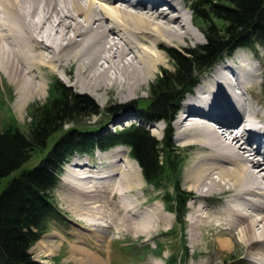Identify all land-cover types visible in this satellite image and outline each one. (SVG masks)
I'll return each mask as SVG.
<instances>
[{
	"label": "bare ground",
	"instance_id": "obj_1",
	"mask_svg": "<svg viewBox=\"0 0 264 264\" xmlns=\"http://www.w3.org/2000/svg\"><path fill=\"white\" fill-rule=\"evenodd\" d=\"M191 7L190 0H0V70L20 88L27 85L18 100L19 108L26 106L30 95L45 92L46 84L30 77L34 67H77L76 82L89 85L87 92L93 95L112 86L132 94L165 60L162 44L172 45L189 35L196 36L190 28L191 21L197 26L188 14ZM246 65L241 64L239 69L227 62L211 71L185 101L177 126L179 139L185 141L184 135L197 136L194 143H202L208 150L201 149L192 172L208 190L197 191L208 197L229 192L227 200H221L222 204L227 203L221 230L232 233V238L240 242H250L248 246L254 249L264 248V231L255 233L264 230V118L260 116L263 111L258 100L245 86L240 87L242 81L250 86L259 83V69L256 67V74L251 68L242 70ZM215 122L222 128H217ZM240 124L242 131L238 130ZM119 149V163L110 164L113 158H101V154ZM123 151L118 146L100 152L102 166L93 167L83 161L72 164L62 177L64 184L66 179H73L74 184L86 185L80 188L83 194L89 195L90 187L99 192L101 199H105L104 189L111 186L110 191L124 196L131 190L121 186L122 179L133 182L136 171L131 173L133 167L124 160ZM115 165L116 173H107L106 169ZM193 187L199 188L195 184ZM114 193H110V199L115 198ZM188 193L191 199L193 195ZM86 204L90 205L89 212H94V201ZM218 205L217 202V208ZM202 208L198 211L204 213ZM151 210L152 205L146 215ZM153 210L160 214L158 218L166 216L162 206L156 205ZM199 223L191 221L196 227ZM191 230L189 240L194 243L195 229ZM40 240L39 245L47 242L45 238ZM227 243L221 239L219 244L228 248ZM94 261L101 262L97 258Z\"/></svg>",
	"mask_w": 264,
	"mask_h": 264
},
{
	"label": "rangeland",
	"instance_id": "obj_2",
	"mask_svg": "<svg viewBox=\"0 0 264 264\" xmlns=\"http://www.w3.org/2000/svg\"><path fill=\"white\" fill-rule=\"evenodd\" d=\"M191 2L193 0L190 1V4ZM188 14L193 17L191 11ZM191 17L189 18L191 19ZM194 22L196 24L195 19ZM192 23L191 21L190 26L193 28H190L196 36L189 35L181 42H174L172 45L162 44L161 51L165 60L148 81L136 88L132 94L112 86L93 95L91 92H87L90 88L89 85L82 81L80 82L83 84L76 82L78 80L76 76L77 67H57L56 69L55 67H34V74L30 77L35 76V82L38 83L43 81L46 84L45 92L42 95L37 93L30 95L26 106L19 108L18 100L20 95L26 92L27 85L20 88L17 84L12 83L5 73L0 70V132L9 128H16L29 133L34 118L37 116L38 108L50 103L56 97L55 84L58 79L74 92L88 95L94 99L98 104V109H100L98 111H101L100 114L92 116L91 119L79 117L80 121L66 125V130L74 126L76 129L93 131L100 129L98 132H108V130L113 131L115 128L119 130L124 125L140 121L142 117L141 107L149 102L152 85L156 83L157 78L163 72L168 71L170 74L174 72L173 60L169 57L168 49L176 48L183 52L206 42V37L201 28ZM61 50L63 49L59 51ZM235 53V56L224 57L217 68L230 62L236 68L241 64L243 65V63H247L248 65L241 67L242 70L243 68L244 70L251 68L252 73L255 74L256 67L259 69L258 80L260 84L250 86V84L244 85V81H242L240 87L245 86L249 94H252L258 100L260 107H262H259L260 111H263L260 116L264 118V49L260 45H254L238 49ZM58 54L61 55V52ZM239 57L243 58L244 61H241ZM237 64L238 66H236ZM19 68L25 70L26 67ZM248 81L251 82L252 80ZM237 90L241 92L240 89L237 88ZM181 108L172 124V128L175 130L173 140L179 148L173 155L181 160V170L177 175L181 184L179 189L184 194L191 192L193 196L186 203L187 205L183 207L180 215L178 216L175 212L177 204L174 205V200H177L179 194L172 180L167 179L172 176L170 170L177 171V169L172 167L166 169L165 175H169L165 178L163 184L147 183L140 165L137 164L130 153V148L122 146L124 160L133 167L131 173L134 174V171H136L133 182L130 183L129 179H122L121 182V186L127 187L131 192L124 196L119 195L114 191H110L111 186L104 189L103 197L105 199H101L99 192L92 191L90 187L89 195L83 194L80 188L86 186L85 184L79 182L74 184L72 183L73 179H66L64 184L61 179L52 191V196L58 205L59 218L52 219L46 224L41 237V240L45 238L47 241L45 245H39V242H37L30 249V253L36 261L43 264H261V261H263L262 264H264V248H250L248 246L250 242H244L243 240L240 242L237 238H232V233L221 230V226H223L221 219L227 216L223 210L227 203L222 204L221 200H227L229 192L212 193L208 197L197 191L208 190L204 184L198 183V179L192 173L196 156L201 152V149L208 150L203 148L202 143H194L197 136L184 135L185 141L178 138L180 132L177 121L184 112V104ZM187 110L186 107V113H188ZM127 112L129 114L124 116ZM141 122L146 123L147 121L143 120ZM146 127L150 128L157 138H162L166 124L150 121V123H146ZM191 131L194 132L193 129ZM58 136L59 134L51 139L50 145L55 142L54 140ZM100 152L102 151L92 150L77 153L65 165L64 171H61V176H66L67 169L79 161L90 163L93 167L102 166L103 161L98 158ZM42 154L44 153L36 155L27 166L37 164L42 158ZM121 154L120 149L113 150L101 154V158L110 157V159H114L109 162L110 164L112 162L119 163ZM117 166H110V170L106 169L107 173H116ZM194 184L198 185L199 188H194ZM128 186L131 187L128 188ZM111 192L114 195L116 194L113 199L109 197ZM163 194H169L166 201H162ZM92 200L94 204L91 205L95 208L94 212H89L90 205L86 203H91ZM217 202L219 204L218 208L216 207ZM165 204L172 206V212H168ZM151 205L152 213L146 215V209ZM156 205L163 207V213L166 214V216H162L163 219L158 218L160 214L157 215L153 210ZM200 207H204L202 208L205 210L204 213L198 211ZM140 219L142 220L138 221ZM192 220H199V225L196 227L191 224ZM260 228L258 227V229ZM191 229H195L194 237L197 240L195 239L194 243L189 240L192 234ZM263 231L258 230L255 233L260 235ZM237 233L240 236L242 231L238 230ZM221 239L228 241V248H223L219 244ZM47 245L48 247L45 248ZM95 258L101 262L95 263ZM171 259L172 263L170 262Z\"/></svg>",
	"mask_w": 264,
	"mask_h": 264
},
{
	"label": "trees",
	"instance_id": "obj_3",
	"mask_svg": "<svg viewBox=\"0 0 264 264\" xmlns=\"http://www.w3.org/2000/svg\"><path fill=\"white\" fill-rule=\"evenodd\" d=\"M192 13L206 42L183 52L168 49L174 72L160 74L151 87L149 102L141 107L147 119L167 123L162 139L141 124L107 133L74 126L66 130V125L78 123L79 117L91 119L101 111L94 99L74 92L59 79L56 97L38 108L29 133L16 128L0 132V264H43L33 258L30 249L41 239L46 224L59 218L52 191L62 167L77 152L128 146L146 181L154 185L163 184L168 167L177 169L170 170L172 176L167 179L179 194L174 210L180 215L189 193L179 189L181 160L173 155L179 148L171 123L185 95L223 55L256 43L264 47V0H193ZM39 153H44L40 161L27 166ZM167 196L163 195V201ZM167 208L173 209L171 205Z\"/></svg>",
	"mask_w": 264,
	"mask_h": 264
}]
</instances>
